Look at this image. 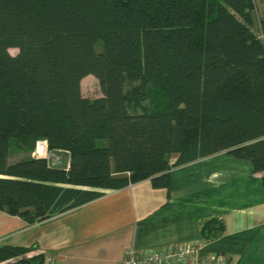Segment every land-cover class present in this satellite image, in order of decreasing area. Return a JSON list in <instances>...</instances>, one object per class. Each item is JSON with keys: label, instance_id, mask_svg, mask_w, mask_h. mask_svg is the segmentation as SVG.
<instances>
[{"label": "trees", "instance_id": "16d2710c", "mask_svg": "<svg viewBox=\"0 0 264 264\" xmlns=\"http://www.w3.org/2000/svg\"><path fill=\"white\" fill-rule=\"evenodd\" d=\"M254 10V0H0V210L32 223L143 179L167 188L172 167L221 150L249 160L264 186ZM89 74L100 96L82 94ZM12 139L45 140L68 166L10 162ZM222 228L207 219L201 233ZM29 250L1 245L0 262L45 264L21 257Z\"/></svg>", "mask_w": 264, "mask_h": 264}, {"label": "crops", "instance_id": "0c3cea01", "mask_svg": "<svg viewBox=\"0 0 264 264\" xmlns=\"http://www.w3.org/2000/svg\"><path fill=\"white\" fill-rule=\"evenodd\" d=\"M262 174L221 150L172 167L167 188L143 179L32 223L0 210V246L30 248L21 257L41 253L45 264H121L130 249L192 243L210 260L264 264ZM212 218L223 228L204 238Z\"/></svg>", "mask_w": 264, "mask_h": 264}, {"label": "rangeland", "instance_id": "374dc122", "mask_svg": "<svg viewBox=\"0 0 264 264\" xmlns=\"http://www.w3.org/2000/svg\"><path fill=\"white\" fill-rule=\"evenodd\" d=\"M256 10L254 14H261L264 10V3L260 0H254ZM256 16V15H255ZM256 34L260 35L259 25L256 22L252 26ZM99 46V45H98ZM11 54L17 53V48H9ZM81 92L87 97H97L101 95L98 80L91 74L84 76L80 82ZM147 104V102H144ZM47 158L49 163L53 165L65 166L67 162V153L61 150H49L45 140H37L32 145L30 141L12 139L10 143L9 157L10 162L28 157V156H42Z\"/></svg>", "mask_w": 264, "mask_h": 264}, {"label": "built area", "instance_id": "2783aa9c", "mask_svg": "<svg viewBox=\"0 0 264 264\" xmlns=\"http://www.w3.org/2000/svg\"><path fill=\"white\" fill-rule=\"evenodd\" d=\"M68 166V164H67ZM224 264L223 255H215L211 260L203 257L200 245L192 243L175 244L168 247L145 250L137 253L128 250L121 264Z\"/></svg>", "mask_w": 264, "mask_h": 264}]
</instances>
